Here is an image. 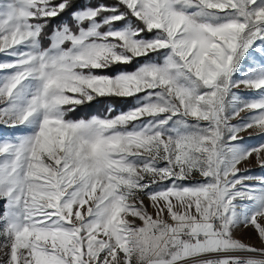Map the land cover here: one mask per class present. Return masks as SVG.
I'll return each instance as SVG.
<instances>
[{
  "label": "snow or ice",
  "instance_id": "6c2138e0",
  "mask_svg": "<svg viewBox=\"0 0 264 264\" xmlns=\"http://www.w3.org/2000/svg\"><path fill=\"white\" fill-rule=\"evenodd\" d=\"M0 264H264V0H0Z\"/></svg>",
  "mask_w": 264,
  "mask_h": 264
},
{
  "label": "rangeland",
  "instance_id": "374dc122",
  "mask_svg": "<svg viewBox=\"0 0 264 264\" xmlns=\"http://www.w3.org/2000/svg\"><path fill=\"white\" fill-rule=\"evenodd\" d=\"M241 135L245 137V143H247L249 145H256L260 142V138L256 137V136H253L252 138L249 139L247 132H243V133H241ZM251 170H252L253 174H257V175L261 174V169L255 164L254 157L252 158ZM241 238L245 242L254 243V244L256 243L254 235L250 232L243 233Z\"/></svg>",
  "mask_w": 264,
  "mask_h": 264
}]
</instances>
